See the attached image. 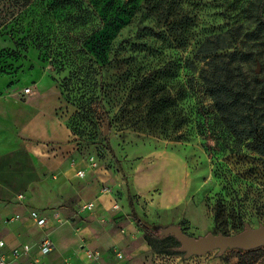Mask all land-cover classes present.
I'll use <instances>...</instances> for the list:
<instances>
[{"label": "rangeland", "instance_id": "374dc122", "mask_svg": "<svg viewBox=\"0 0 264 264\" xmlns=\"http://www.w3.org/2000/svg\"><path fill=\"white\" fill-rule=\"evenodd\" d=\"M257 3L0 0L2 94L29 102L46 121V131L34 133L30 123L23 138L41 163L31 164L28 176L25 166L17 169L8 195L36 180V194L43 187L58 198L44 209L52 237L69 247L71 229L78 244L102 249V264H239L241 248L188 256L173 234H146L130 217L128 194L156 232L176 225L198 238L264 226V155L222 125L198 53L208 35L234 26L239 41L218 52L252 50L259 61L247 70L252 75L261 62L264 76ZM175 15L190 20L171 31ZM14 158L21 159L17 152ZM80 167L84 176L76 174ZM2 170L0 181L12 178L10 163ZM257 249L254 264H264V245Z\"/></svg>", "mask_w": 264, "mask_h": 264}, {"label": "trees", "instance_id": "16d2710c", "mask_svg": "<svg viewBox=\"0 0 264 264\" xmlns=\"http://www.w3.org/2000/svg\"><path fill=\"white\" fill-rule=\"evenodd\" d=\"M256 1L258 3L253 13L258 17V24L263 26L264 0ZM153 10L159 12L163 11V8L154 7ZM189 20L188 17L178 18L175 15L168 22L169 30L177 31L179 27L185 28ZM234 30L237 28L232 26L226 33L210 34L199 45L198 53L201 55L200 59L204 61L201 79L214 101L222 125L235 138L240 141H248V145L253 150L264 155V76L256 72L251 75L247 70L250 62L259 61L257 55L250 49H230L223 54L218 52L232 47L233 43L239 41V33L235 35ZM229 32H232L233 35L228 37ZM91 53L94 54L92 50ZM97 60L102 64L101 59L97 58ZM258 63L261 64V62ZM107 148L120 164V160L109 142H107ZM120 170L124 172L122 168ZM128 198L131 208L130 217L136 224L152 237L165 236L161 232H156L149 222L140 217L130 193ZM257 251V248L239 250V264H254L257 260Z\"/></svg>", "mask_w": 264, "mask_h": 264}, {"label": "crops", "instance_id": "0c3cea01", "mask_svg": "<svg viewBox=\"0 0 264 264\" xmlns=\"http://www.w3.org/2000/svg\"><path fill=\"white\" fill-rule=\"evenodd\" d=\"M1 79V77H0ZM3 79V78H2ZM4 82L0 81V172L3 168H7L8 163H10L12 172V178L0 181V240H4L5 248L4 251L10 259L12 257V250L14 248L23 246L24 244H30L32 246V254H38L37 243L46 234L54 241L56 245L55 251L44 257V260L48 264H62L63 258L69 257L73 264H82L81 259H84L85 264H102L100 262L103 255V251L99 246L89 245L86 242H81L78 244L77 234L71 229L70 235H75L74 241L69 247L61 243L57 237H52L51 231H48L50 224H47L44 228L39 227L35 224L34 220L31 218V211L38 210L40 214L47 216V211L44 210L46 207L55 205L57 199L50 192L47 193L43 187L42 192L36 194L34 192V185L36 180H27L29 187L20 194H24V198H20V194L17 197H10L8 195V186L14 184L15 177L17 175V169L20 167L26 168V176H28L30 171V165L38 166L41 163L39 156L32 154L28 146L24 147L23 138L30 133V123L37 124L32 130L34 133H39L41 130L46 131L45 119L40 120L38 117V108L32 106L29 102L23 101L12 95L2 94L4 92ZM44 113V112H43ZM40 111V115L43 114ZM36 116V117H35ZM31 117H34L33 121ZM38 117V118H37ZM15 152L20 155L21 159L15 163ZM79 169L83 168H78ZM23 171V170H22ZM76 171V174H77ZM61 181V180H59ZM57 182L54 186L60 188L61 182ZM48 186H46L47 188ZM40 189V190H41ZM105 195L98 198V201H103ZM100 199V200H99ZM5 200V201H3ZM97 200L94 202L96 204ZM109 207H111L112 201L107 200ZM106 202V203H107ZM19 215V218H15ZM49 219V217L47 216ZM7 219V221H6ZM8 219H11L8 221ZM50 227V226H49ZM73 233V234H72ZM80 245L81 249L78 247ZM59 246V248H58ZM92 249L101 252V256L98 260H90L87 257L86 250ZM29 257H24L15 264H27Z\"/></svg>", "mask_w": 264, "mask_h": 264}, {"label": "water", "instance_id": "95a60500", "mask_svg": "<svg viewBox=\"0 0 264 264\" xmlns=\"http://www.w3.org/2000/svg\"><path fill=\"white\" fill-rule=\"evenodd\" d=\"M261 70V64L258 63L256 73H261ZM161 234H173L177 237L181 242L180 249L185 251L188 256L192 254L202 255L216 248L223 252L227 248L252 250L264 245V226L253 228L248 224L243 231L236 234L209 233L197 238L187 234L176 225L168 226L162 230Z\"/></svg>", "mask_w": 264, "mask_h": 264}, {"label": "built area", "instance_id": "2783aa9c", "mask_svg": "<svg viewBox=\"0 0 264 264\" xmlns=\"http://www.w3.org/2000/svg\"><path fill=\"white\" fill-rule=\"evenodd\" d=\"M25 92L28 93L31 91V87H26ZM77 175L84 176L85 171L84 169H79L77 171ZM20 198H24V194H20ZM115 207L118 205L114 204ZM94 202H88L83 204V208L85 209H93ZM31 218L34 220L35 224L39 227L44 228L49 223V219L47 216L40 214L38 210L31 211ZM20 216L17 215L15 218H19ZM5 242L4 240H0V264H15V261H18L24 257H29L27 264H48L44 257L55 251L56 245L54 241L50 238L48 234L43 236L42 239L37 243L38 254H32V246L30 244H24L23 246L14 248L12 250V257L10 259L4 251ZM87 257L90 260H98L101 256V252L97 250L87 249L86 250ZM66 264H70L67 262Z\"/></svg>", "mask_w": 264, "mask_h": 264}]
</instances>
